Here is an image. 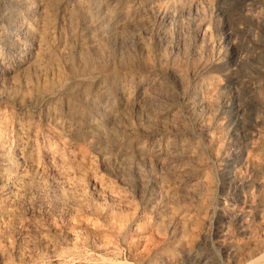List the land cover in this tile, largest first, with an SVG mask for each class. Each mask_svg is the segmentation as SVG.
I'll return each mask as SVG.
<instances>
[{"label": "rangeland", "instance_id": "rangeland-1", "mask_svg": "<svg viewBox=\"0 0 264 264\" xmlns=\"http://www.w3.org/2000/svg\"><path fill=\"white\" fill-rule=\"evenodd\" d=\"M43 1L0 0V264H264V0Z\"/></svg>", "mask_w": 264, "mask_h": 264}, {"label": "bare ground", "instance_id": "bare-ground-1", "mask_svg": "<svg viewBox=\"0 0 264 264\" xmlns=\"http://www.w3.org/2000/svg\"><path fill=\"white\" fill-rule=\"evenodd\" d=\"M37 1H38V0H37ZM41 1H42V0H41ZM44 1H45V0H44ZM44 1H43V2H44ZM50 1H51V0H50ZM52 1H53V0H52ZM124 1H125V0H124ZM126 1H127V0H126ZM27 2H28V1H27ZM112 2H114V1H112ZM130 2H131V1H130ZM17 3H18V2H17ZM20 3H21V2H20ZM30 3H31V2H30ZM36 3H37V2H36ZM44 3H45V2H44ZM122 3H123V2H122ZM128 3H129V2H128ZM28 4H29V3H28ZM45 4H46V6H48V5H47V2H46ZM52 4H53V3H52ZM11 5H12V4H11ZM30 5H32V4H30ZM110 5H111V4H110ZM25 6H26V5H25ZM32 6H33V5H32ZM35 6H36V4H35ZM49 6H50V5H49ZM114 6H115V5H114ZM129 6H130V5H128V7H129ZM21 7H22V6H21ZM54 7H55V6H54ZM106 8H107V7H106ZM116 8H117V7H116ZM118 8H119V7H118ZM10 9H11V8H10ZM49 9H50V8H49ZM53 9H54V8H53ZM53 9H52V10H53ZM55 9H56V8H55ZM120 9H121V8H120ZM128 9H129V8H128ZM135 9H136V8H135ZM7 10H8V9H7ZM24 10H25V9H24ZM31 10H32V9H31ZM156 10H157V8H156ZM11 11H12V10H11ZM26 11H27V10H26ZM38 11H39V10H38ZM38 11H37V12H38ZM44 11H46V9H45ZM44 11H43V12H44ZM109 11H110V10H109ZM124 11H125V10H124ZM14 12H15V11H14ZM48 12H49V11H48ZM121 12H122V11H121ZM121 12H120V14H121ZM131 12H133V11H131ZM158 12H159V11H158ZM163 12H164V11H163ZM12 13H13V12H12ZM20 13H21V12H20ZM38 13H39V12H38ZM41 13H42V12H41ZM118 13H119V12H118ZM134 13H135V12H134ZM156 13H157V12H156ZM25 14H26V13H25ZM29 14H30V13H29ZM43 14H44V13H43ZM122 14H123V13H122ZM135 14H136V13H135ZM21 15H22V13H21ZM124 15H125V14H124ZM17 16H18V14H17ZM29 16H30V15H29ZM42 16H43V15H42ZM51 16H52V15H51ZM56 16H57V15H56ZM151 16H152V15H151ZM8 17H9V16H8ZM8 17H7V18H8ZM13 17H14V14H13ZM34 17H35V16H34ZM128 17H129V15H128ZM138 17H139V16H138ZM138 17H137V19H139ZM152 17H153V16H152ZM28 18H29V17H28ZM40 18H41V17H40ZM43 18H44V17H43ZM53 18H54V17H53ZM120 18H121V17H120ZM123 18H124V17H123ZM133 18H134V16H133ZM148 18H149V17H148ZM23 19H24V18H23ZM30 19H31V18H30ZM104 19H105V18H104ZM137 19H136V21H137ZM150 19H151V18H150ZM14 20H15V18H14ZM21 20H22V19H21ZM53 20H55V19H53ZM115 20H116V18H115ZM118 20H119V19H118ZM23 21H24V20H23ZM37 21H39V20L37 19ZM129 21H130V20H129ZM129 21H128V22H129ZM14 22H15V21H14ZM16 22H17V21H16ZM32 22H33V20H32ZM34 22H35V21H34ZM52 22H53V21H52ZM122 22H123V20H122ZM35 23H36V22H35ZM35 23H34V24H35ZM108 23H109V22H108ZM123 23H125V22H123ZM130 23H131V22H130ZM138 23H139V22H138ZM49 24H50V23H49ZM101 24H102V23H101ZM121 24H122V23H121ZM135 24H136V23H135ZM140 24H141V23H140ZM7 25H8V24H7ZM13 25H14V24H13ZM19 25H20V24H19ZM37 25H38V24H37ZM46 25H47V24H46ZM132 25H134V23H132ZM132 25H131V26H132ZM10 26H11V25H10ZM28 26H29V25H28ZM33 26H34V25H33ZM134 26H135V25H134ZM134 26H133V27H134ZM39 27H40V26H39ZM42 27H43V26H42ZM48 27H49V26H48ZM50 27H51V26H50ZM112 27H113V26H112ZM122 27H123V26H122ZM7 28H8V27H7ZM33 28H34V27H33ZM55 28H56V27H55ZM116 28H118V27H116ZM123 28H124V27H123ZM130 28H131V27H130ZM39 29H40V28H39ZM44 29H45V28H44ZM106 29H107V27H106ZM55 30H56V29H55ZM103 30H104V29H103ZM107 30H109V29H107ZM115 30H116V29H115ZM126 30H127V28H126ZM17 31H18V30H17ZM21 31H22V30H21ZM25 31H26V30H25ZM48 31H49V30H48ZM113 31H114V29H113ZM18 32H19V31H18ZM26 32H27V31H26ZM26 32H25V33H26ZM83 32H84V31H83ZM108 32H109V31H108ZM111 32H112V31H111ZM114 32H117V31H114ZM118 32H119V30H118ZM20 33H21V32H20ZM51 33H52V32H51ZM51 33H50V34H51ZM84 33H85V32H84ZM122 33H124V32H122ZM129 33H130V32H129ZM32 34H33V33H32ZM42 34H43V33H42ZM48 34H49V33H48ZM89 34H90V33H89ZM89 34H88V35H89ZM108 34H109V33H108ZM125 34H126V33H125ZM6 35H7V34H6ZM25 35H27V34H25ZM77 35H78V34H77ZM77 35H76V36H77ZM86 35H87V33H86ZM100 35H101V34H100ZM120 35H121V34H120ZM122 35H123V34H122ZM126 35H127V34H126ZM34 36H35V35H34ZM90 36H91V34H90ZM117 36H118V35H117ZM128 36H129V35H128ZM0 37H1V36H0ZM3 37H4V36H3ZM16 37H17V36H16ZM25 37H26V36H25ZM37 37H38V36H37ZM39 37H40V35H39ZM82 37H83V36H82ZM85 37H86V36H85ZM94 37H95V36H94ZM104 37H105V36H104ZM107 37H108V36H107ZM123 37H124V35H123ZM125 37H126V36H125ZM132 37H133V36H131V38H132ZM42 38H43V36H42ZM42 38H41V39H42ZM117 38H118V37H117ZM127 38L129 39V37H127ZM16 39H18V38H16ZM20 39H21V38H20ZM33 39H34V37H33ZM50 39H51V37H50ZM76 39H77V38H76ZM78 39H79V38H78ZM78 39H77V40H78ZM80 39H81V38H80ZM84 39H85V38H84ZM134 39H136V37H135ZM13 40H14V39H13ZM36 40H38V39H36ZM73 40H74V39H73ZM90 40H91V39H90ZM104 40H106V39L104 38ZM114 40H115V39H114ZM123 40H124V39H123ZM5 41H6V40H5ZM5 41H4V42H5ZM17 41H18V40H17ZM48 41H49V40H48ZM55 41H56V40H55ZM78 41H79V40H78ZM91 41H92V40H91ZM120 41H122V40H120ZM1 42H2V41H1ZM39 42H41V41L39 40ZM74 42H75V41H74ZM74 42H73V43H74ZM80 42H81V41H80ZM80 42H77V44H78V43L80 44ZM102 42H103V41H102ZM104 42H105V41H104ZM112 42H113V41H112ZM117 42H118V41H117ZM117 42H116V43H117ZM8 43H9V42H8ZM16 43H17V42H16ZM28 43H29V41H28ZM35 43H36V42H35ZM52 43H53V42H52ZM89 43H90V42H89ZM99 43H101V42H99ZM36 44H37V43H36ZM40 44H41V43H40ZM83 44H84V43H83ZM83 44H82V45H83ZM96 44H97V43H96ZM101 44H102V43H101ZM104 44H105V43H104ZM4 45H5V44H4ZM13 45H14V44H13ZM17 45H18V44H17ZM19 45H20V44H19ZM61 45H62V44H61ZM72 45H73V44H72ZM74 45H75V44H74ZM105 45H106V44H105ZM108 45H109V44H108ZM121 45H122V44H121ZM2 46H3V45H2ZM7 46H9V45H7ZM10 46H11V45H10ZM23 46H25V44H24ZM66 46H67V45H66ZM78 46H79V45H78ZM115 46H116V45H115ZM118 46H119V45H118ZM38 47H40V46H38ZM38 47H37V48H38ZM64 47H65V46H64ZM67 47H68V46H67ZM96 47H97V46H95V48H96ZM110 47H111V46H110ZM18 48H19V47H18ZM18 48H17V49H18ZM21 48H22V47H21ZM21 48H20V49H21ZM27 48H28V47H27ZM32 48H33V47H32ZM57 48H58V47H57ZM60 48H61V46H60ZM60 48H58V49H60ZM62 48H63V47H62ZM69 48H70V47H69ZM77 48H78V47H77ZM92 48H93V47H92ZM112 48H113V47H112ZM15 49H16V48H14V50H15ZM25 49H26V48H25ZM28 49H29V48H28ZM58 49H57V50H58ZM99 49H100V48H99ZM119 49H120V48H119ZM26 50H27V49H26ZM120 50H121V49H120ZM40 51H41V50H40ZM40 51H39V52H40ZM42 51H44V50H42ZM58 51H59V50H58ZM106 51H108V50H106ZM9 52H10V51H9ZM27 52H28V51H27ZM47 52H48V51H47ZM47 52H46V53H47ZM94 52H95V51H94ZM104 52H105V51H104ZM4 53H5V52H4ZM33 53H34V52H33ZM55 53H56V52H55ZM58 53H59V52H58ZM51 54L53 55V53H51ZM56 54H57V53H56ZM56 54H55V55H56ZM60 54H61V53H60ZM101 54H103V53H101ZM13 55H14V54H13ZM40 55H41V54H40ZM44 55H45V53H44ZM52 55H51V56H52ZM55 55H54L53 57H55ZM63 55H65V54H63ZM77 55H78V54H77ZM79 55H80V54H79ZM79 55H78V57H79ZM89 55H90V53H89ZM93 55H94V53H93ZM93 55H92V56H93ZM0 56H1V55H0ZM34 56L36 57L35 54H34ZM49 56H50V54H49ZM59 56H60V55H59ZM81 56H82V55H81ZM86 56H87V55H86ZM90 56H91V55H90ZM67 57H68V56H67ZM72 57H74V56H72ZM76 57H77V56H76ZM24 58H25V57H24ZM85 58H87V57H85ZM89 58H90V57H89ZM38 59H39V58H36V60H38ZM42 59H43V58H42ZM77 59H78V58H77ZM79 59H80V58H79ZM29 60H30V59H29ZM43 60H44V59H43ZM54 60H55V59H54ZM54 60H53V61H54ZM62 60H63V59H62ZM68 60H71V59L68 58ZM82 60H83V59H82ZM85 60H86V59H85ZM20 61H21V60H20ZM25 61H26V60H25ZM63 61H65V60H63ZM63 61H62V62H63ZM65 62H66V61H65ZM12 63H13V62H12ZM27 63H29V61H28ZM27 63H25V64H27ZM34 63H35V61H34ZM42 63H43V61H42ZM79 63H80V62H79ZM2 64H3V63H2ZM2 64H1V65H2ZM8 64H9V63H8ZM20 64H21V63H20ZM30 64H31V62H30ZM36 64H37V63H36ZM38 64H39V63H38ZM38 64H37V65H38ZM56 64H58V63H56ZM81 64H82V63H81ZM18 65H19V64H18ZM27 65H29V64H27ZM33 65L35 66V64H32L31 66H33ZM37 65H36V66H37ZM58 65H59V64H58ZM82 65H83V64H82ZM84 65H85V64H84ZM25 66H26V65H25ZM49 66H51V65H49ZM49 66H48V67H49ZM60 66H61V65H60ZM3 67H4V66H3ZM14 67H15V66H14ZM21 67H23V66H21ZM41 67H42V66H41ZM44 67H45V66H44ZM46 67H47V66H46ZM23 68H26V67H23ZM33 68H34V67H33ZM33 68H32V69H33ZM37 68H38V67H37ZM39 68H40V67H39ZM49 68H50V67H49ZM56 68H57V67H56ZM44 69H45V68H44ZM46 69H47V68H46ZM52 69L54 70V67H52L50 70H52ZM37 70H38V69H37ZM40 70H41V69H40ZM48 70H49V69H48ZM48 70H47V71H48ZM56 70H59V69H56ZM18 71H19V70H18ZM22 71H23V69L21 70V72H22ZM43 71H44V70H43ZM54 71H55V70H54ZM24 72H25V71H24ZM28 72H29V71H28ZM32 72H33V71H32ZM13 73H14V72H13ZM29 73H30V72H29ZM45 73H46V72H45ZM20 74H21V73H20ZM25 74H26V73H25ZM43 74H44V73H43ZM13 75H14V74H13ZM23 75H24V74H23ZM38 75H39V74H38ZM16 76H17V74H16ZM16 76H14V77L12 76L13 79H14ZM36 76H37V74H36ZM42 76H43V75H42ZM1 77H2V76H1ZM4 77H5V76H4ZM10 77H11V76H10ZM23 77H24V76H23ZM26 77H27V75H26ZM39 77H40V76H39ZM39 77H38V78H39ZM30 78H31V77H30ZM11 79H12V78H11ZM19 79H20V78H19ZM23 79H24V78H23ZM44 79H45V77H44ZM101 79H102V78H101ZM4 80H6V79H4ZM30 80H31V79H30ZM41 80H42V79H41ZM103 80H104V79H103ZM7 81H8V80H7ZM7 81H6V82H7ZM12 81H13V80H12ZM14 81H15V79H14ZM23 81H24V80H23ZM23 81H22V82H23ZM44 81H45V80H44ZM1 82H3V80H2ZM15 82L17 83V81H15ZM102 82H103V81H102ZM121 82H122V81H121ZM30 83H31V81H30ZM156 83H157V82H156ZM156 83H154V84H156ZM25 84H26V82H25ZM82 84H83V83H82ZM122 84H123V83H122ZM16 85H17V84H16ZM16 85L14 84V85H12V86H16ZM10 86H11V85H10ZM70 86H71V85H70ZM80 86H81V84H80ZM138 86H139V85H138ZM72 87H73V85H72ZM116 87H117V86H116ZM96 88H97V87H96ZM138 88H139V87H138ZM93 89H94V87H93ZM120 89H121V88H120ZM71 90H72V89H71ZM124 90H125V89H124ZM139 90H140V89H139ZM91 91H92V90H91ZM100 91H101V90H100ZM122 91H123V90H122ZM123 92H124V91H123ZM140 92H141V91H140ZM103 93H105V92H103ZM65 94H66V93H65ZM129 94H130V93H129ZM145 94H146V93H145ZM85 95H86V94H85ZM108 95H109V94H108ZM116 95H117V94H116ZM125 95H126V94H125ZM142 95H144V94L142 93ZM83 96H84V95H83ZM103 96H104V95H103ZM106 96H107V94H106ZM148 96H150V95H148ZM58 97H59V96H58ZM85 97H86V96H85ZM104 97H105V96H104ZM124 97H125V96H124ZM146 97H147V96H146ZM82 98H83V97H82ZM149 98H150V97H149ZM58 99H59V98H58ZM100 99H101V98H100ZM103 99H104V98H103ZM122 99H123V98H122ZM125 99H126V98H125ZM147 99H148V98H147ZM96 100H97V99H96ZM133 100H134V99H133ZM138 100H139V99H138ZM140 100H141V99H140ZM144 100H145V99H144ZM144 100H143V101H144ZM99 101H100V100H99ZM99 101H98L97 103H99ZM94 102H95V101H94ZM101 102H102V101H101ZM103 102H104V101H103ZM123 102H124V101H123ZM131 103H132V102H131ZM142 103H143V102H142ZM91 104H94V103H91ZM95 104H96V103H95ZM99 104H100V103H99ZM104 104H105V103H104ZM126 104H127V102H126ZM136 104H137V103H136ZM139 105H141V104H139ZM139 105H138V106H139ZM76 106H77V105H76ZM89 106H90V105H89ZM93 106H94V105H93ZM93 106H92V107H93ZM96 106H97V105H96ZM73 107H74V106H73ZM87 107H88V106H87ZM87 107H86V108H87ZM102 107H103V106H102ZM124 107H125V106H123V109L126 110ZM128 107H129V106H128ZM139 107H140V106H139ZM59 108H60V107H59ZM88 108H89V107H88ZM90 108H91V107H90ZM90 108H89V109H90ZM103 108H104V107H103ZM126 108H127V107H126ZM93 109H94V108H93ZM60 110H61V109H60ZM95 110H96V109H95ZM102 110H103V109H102ZM78 111H79V110H78ZM91 111H92V110H91ZM108 111H109V110H108ZM92 112H93V111H92ZM96 112H97V111H96ZM100 112H101V111H100ZM114 112H115V111H114ZM119 112H120V111H119ZM72 113H73V112H72ZM74 113H75V112H74ZM120 113L122 114V112H120ZM52 114H53V113H52ZM77 114H78V113H77ZM86 114H87V113H86ZM99 114H100V113H99ZM55 115H56V114H55ZM100 115H101V114H100ZM117 115H118V114H117ZM57 116H58V115H57ZM73 116H74V115H73ZM101 116H104V115H101ZM105 116H106V115H105ZM109 116H110V115H109ZM113 116H115V115H113ZM64 117H65V116H64ZM79 117H80V116H79ZM85 117H86V116H85ZM90 117H91V116H90ZM99 117H100V116H99ZM120 117H121V115H120ZM77 118H78V117H77ZM69 119H70V118H69ZM94 119H95V118H94ZM98 120H99V119H98ZM114 120H117V119H114ZM89 121H90V120H89ZM95 121H96V120H95ZM99 122H100V121H99ZM114 122H115V121H114ZM116 122H117V121H116ZM93 123H94V122H93ZM93 123H92V124H93ZM82 124H83V123H82ZM110 124H111V123H110ZM110 124H109V125H110ZM116 124H117V123H116ZM114 125H115V124H114ZM117 125H118V124H117ZM84 126H85V125H84ZM84 126H83V128H84ZM92 126H93V125H92ZM96 126H98V124H96L95 127H96ZM100 126H101V125H100ZM102 126H103V124H102ZM104 126H105V125H104ZM107 126H108V125H107ZM95 127H94V128H95ZM108 127H109V126H108ZM113 127H114V126H113ZM81 128H82V126H81ZM88 128H89V127H88ZM88 128H87V129H88ZM92 128H93V127H92ZM97 128H99V127H97ZM114 128H115V127H114ZM125 128H126V127H125ZM77 129H78V128H77ZM101 129H102V127H101ZM116 129H117V128H116ZM82 130H83V129H82ZM95 130H96V128H95ZM84 131H86V130H84ZM92 131H94V130H92ZM101 131H102V130H101ZM101 131H100L99 133H101ZM105 131H106V130H105ZM108 131H109V130H108ZM113 131H114V130H113ZM113 131H112V132H113ZM119 131H121V130H119ZM89 132H91V131H89ZM95 132H96V131H95ZM95 132H94V133H95ZM97 132H98V131H97ZM112 132L110 131V133H112ZM83 133H84V132H83ZM114 133H115V132H114ZM101 134H102V133H101ZM115 134H116V133H115ZM120 134H122V133H120ZM103 135H104V134H103ZM113 135H114V134H113ZM117 135H118V134H116V136H117ZM87 136H88V135H87ZM114 136H115V135H114ZM116 136H115V137H116ZM100 137H101V136H100ZM110 137H111V136H110ZM110 137H109V138H110ZM118 137H120V136L118 135ZM122 137H123V136H122ZM128 137H129V136H128ZM102 138H103V137H102ZM102 138H101V139H102ZM105 138H107V137H105ZM96 139H97V138H96ZM103 139H104V138H103ZM114 139H115V138H114ZM99 140H100V139H99ZM99 140H98V141H99ZM117 140H120V138H118ZM173 140H174V139H173ZM179 140H180V139H179ZM105 141H106V140H105ZM110 141H111V140H110ZM99 142H100V141H99ZM159 142H160V141H159ZM175 142H176V141H175ZM114 143H115V142H114ZM120 143H121V142H120ZM186 143H187V142H186ZM122 144H123V143H122ZM124 144H125V143H124ZM128 144H129V143H128ZM152 144H153V143H152ZM174 144H175V143H174ZM181 144H182V143H180V145H181ZM187 144H188V143H187ZM105 145H106V144H105ZM150 145H151V144H150ZM168 145H169V144H168ZM120 146H121V145H120ZM124 146H125V145H124ZM187 146H188V145H187ZM136 147H137V146H136ZM185 147H186V146H185ZM169 148H170V147H169ZM173 148H174V147H173ZM179 148H181V147H179ZM118 149H119V148H118ZM123 149H124V148H123ZM159 149H160V148H159ZM159 149H158V150H159ZM125 150H126V149H125ZM150 150H151V149H150ZM128 152H129V151H128ZM131 153H132V152H131ZM138 153H139V154H142V153H143V150L141 149L140 151H138ZM138 153H137V154H138ZM120 154H121V153H120ZM132 154H133V153H132ZM135 154H136V153H135ZM117 155H118V154H117ZM122 156H123V155H122ZM145 156H146V155H145ZM168 156H169V155H168ZM108 157H109V156H108ZM125 157H126V156H125ZM160 157H161V156H160ZM106 158H107V157H106ZM109 158H110V157H109ZM120 158H121V157H120ZM128 158H130V157L128 156ZM134 158H135V157H134ZM141 158H142V157L140 156V159H141ZM149 158H150V157H149ZM149 158H148V159H149ZM152 158H153V157H152ZM155 158H156V160H157V157H155ZM155 158H154V159H155ZM138 159H139V158H138ZM148 159H147V160H148ZM141 160H142V159H141ZM145 160H146V159H145ZM143 161H144V160H143ZM149 161H150V159H149ZM149 161H148V163H150ZM125 162H126V161H125ZM127 162H130V163H131L132 160H131V161H127ZM159 162H160V160H159ZM161 162H162V161H161ZM161 162H160V163H161ZM136 163H137V161H136ZM136 163H135V164H136ZM143 163H144V162H143ZM145 164H146V163H145ZM152 164H153V163H152ZM120 165H121V164H120ZM140 165H141V164H140ZM140 165H139V166H140ZM122 166H123V165H122ZM122 166H121V167H122ZM139 166H138V167H139ZM143 166H144V165H143ZM150 166H151V164H150ZM132 167H133V166H132ZM135 167H136V166H135ZM148 167H149V164H148ZM135 170H136V169H135ZM137 170H138V169H137ZM166 220H167V219H166ZM170 221H171V219H170ZM168 222H169V221H168ZM171 224H172V223H171ZM165 225H166V224H165ZM253 261H254V260H253ZM253 261H252V262H253ZM250 263H251V262H249V264H250Z\"/></svg>", "mask_w": 264, "mask_h": 264}]
</instances>
